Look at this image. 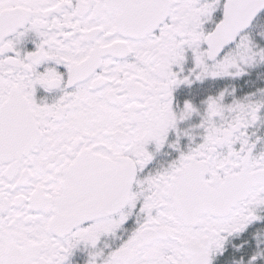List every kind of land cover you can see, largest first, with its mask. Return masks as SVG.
Listing matches in <instances>:
<instances>
[{"label":"snow or ice","instance_id":"1","mask_svg":"<svg viewBox=\"0 0 264 264\" xmlns=\"http://www.w3.org/2000/svg\"><path fill=\"white\" fill-rule=\"evenodd\" d=\"M0 264H264V0H0Z\"/></svg>","mask_w":264,"mask_h":264}]
</instances>
